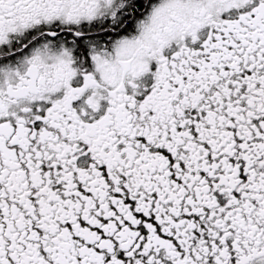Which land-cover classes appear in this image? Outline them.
Instances as JSON below:
<instances>
[{"label":"snow or ice","instance_id":"snow-or-ice-1","mask_svg":"<svg viewBox=\"0 0 264 264\" xmlns=\"http://www.w3.org/2000/svg\"><path fill=\"white\" fill-rule=\"evenodd\" d=\"M0 264H264V0H0Z\"/></svg>","mask_w":264,"mask_h":264}]
</instances>
